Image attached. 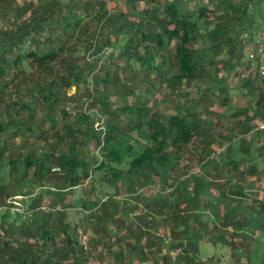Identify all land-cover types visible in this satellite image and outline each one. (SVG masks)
<instances>
[{
  "label": "trees",
  "instance_id": "1",
  "mask_svg": "<svg viewBox=\"0 0 264 264\" xmlns=\"http://www.w3.org/2000/svg\"><path fill=\"white\" fill-rule=\"evenodd\" d=\"M122 1L109 11L108 0H0V165L9 175L0 177V264H264V196L244 184L264 177V88L236 119L240 133L220 134L229 141L218 152L196 104L155 114L148 92L195 84L225 105L218 71L235 70L257 44L264 0ZM118 69L129 71L121 81ZM139 78L148 86L129 102ZM61 98L77 101L72 116L57 108ZM192 148L198 173L178 168ZM18 195L23 212L7 202ZM204 239L229 259L202 258Z\"/></svg>",
  "mask_w": 264,
  "mask_h": 264
},
{
  "label": "rangeland",
  "instance_id": "2",
  "mask_svg": "<svg viewBox=\"0 0 264 264\" xmlns=\"http://www.w3.org/2000/svg\"><path fill=\"white\" fill-rule=\"evenodd\" d=\"M28 1L29 0H11L13 6L27 3ZM198 1L204 4L206 2V0H198ZM137 6L140 8H143L145 6H149V3L147 1H141L138 3ZM106 7L109 11H114L116 8L117 9L124 8V1L108 0ZM208 19L214 21V16L212 14H209ZM86 20H87V17L85 18V21ZM3 23L4 21L0 17V25ZM210 25H212V23ZM262 27H264V24ZM255 40L257 44L246 45L242 58L237 63V67L235 70L231 71L227 75H224L223 69L220 68V65H218V67L220 68L218 71V75L224 76V84L226 85V89H227V92H226L227 101L225 105H222L220 100L218 98L216 99L213 96L211 98L212 104L208 103L207 98L205 96L206 94L202 95L204 89L198 88V86L195 84H192L189 86H185V84H183L182 86H179L178 90L174 89L171 93H169V89L165 84L159 85V83H156L155 87L148 91V92H153L152 95L151 94L149 95L150 96L149 105L156 104L154 106L152 105L154 113L160 114V115H167L169 114V112H172V110L184 111L185 108L192 105V103L196 104L195 107L198 111H200L201 116L203 118H207L211 122V125H210L211 131L209 135L212 140V148L216 152H218L221 149V146L229 141L228 139H224L225 136L230 135L231 133H236V134L240 133L239 130L241 128V125H240L241 122H239L240 124L237 123L236 119L237 118L242 119L246 115L251 114L253 112V108L255 107V104L257 101V94H258L257 88L258 87L264 88V80L259 77L258 64L254 60L255 57H258L257 51H255V48L257 47L255 46L257 45L259 48L264 43V31L257 33L255 35ZM121 64H122V61H121ZM112 68H114V66ZM128 73L129 71L127 72L125 70L118 69V72H117L118 80L119 81L123 80V77L125 76V74H128ZM133 74L134 73H132V75ZM153 74L151 75V77H153ZM245 77H248L249 79L252 80L251 85L249 86L242 85V82ZM199 83H201L199 84V86L200 85L205 86L204 82H199ZM147 86L148 84L144 82V79L139 78L137 83L133 85L136 95L134 96L128 95L129 102L136 103L138 100H142L143 98L142 93H144V89ZM88 87L89 88L92 87L91 82L89 83ZM99 87L102 90L104 89V87L101 85ZM252 88H254V93L249 94L248 90ZM74 91H75V87H71L67 91L66 95L71 96L74 93ZM177 92H182L185 94L186 92H188V95L186 97L182 95H176ZM110 104H111L110 105L111 108H114L118 105V103L115 101L114 96L111 97ZM74 105H77V101L72 102L71 98H68V99L61 98V101L58 103L57 108H64L68 110L70 113V116H72L74 112ZM237 110L241 111V114L238 117L234 115V112ZM57 118H59V114L57 115ZM220 134L224 137L220 136ZM249 136L250 134H245L241 136V138L245 140V143H247L249 142V139H250ZM262 141L263 140L260 137L258 139H255L254 141L250 140V146H251V143H254L251 146V149L252 150L255 149V147L258 146L260 142ZM193 144L194 142L190 143L191 146H193ZM197 144H200V143H197ZM182 164H185L186 166L182 167ZM186 167L188 168L190 172L198 173L197 157H196V154L193 148L190 151L186 152L184 155H182V157L179 159L178 168L181 169V168H186ZM0 177L3 179V182H6L8 180L9 175H8L7 164L0 165ZM1 178L0 180H2ZM244 184L246 186L245 192L250 197H257L261 199L264 196V177H259V178L255 177L254 179L251 177L250 178L246 177V179L244 180ZM152 187H154L155 190H157L158 184L157 183L153 184ZM36 190H38V188ZM165 191H169V187H167ZM81 195H82V190L77 188L75 191V194L73 195L75 197L74 199H76L77 197ZM45 199H47V196L45 197ZM15 200H17V202H19L22 205L20 201V196H17ZM8 201L9 200H7V202ZM12 205L16 206L14 203ZM2 210L3 209H0V213ZM11 210H14V209H11ZM67 214L71 220L72 219L76 220L81 217V214L76 209L74 210L72 208H69L67 210ZM84 238L85 237H82V240H84ZM213 254H218L219 257L223 260H227L230 257L229 250L227 247H223L221 245H217L216 247H214L211 244H209V242L206 239L202 240V242L200 243L201 257L207 258Z\"/></svg>",
  "mask_w": 264,
  "mask_h": 264
},
{
  "label": "built area",
  "instance_id": "3",
  "mask_svg": "<svg viewBox=\"0 0 264 264\" xmlns=\"http://www.w3.org/2000/svg\"><path fill=\"white\" fill-rule=\"evenodd\" d=\"M255 51H257V56L259 57L258 75L261 79L264 80V43L259 48L258 47L255 48ZM94 112L96 113V116H97V121H96L97 129L103 130L102 124L104 122V117L99 112H97L95 110H94ZM259 128H264V121L259 124ZM8 202H13L16 205L15 207H11L12 209H15L19 212L24 211L23 206L19 202H17L16 200H9Z\"/></svg>",
  "mask_w": 264,
  "mask_h": 264
},
{
  "label": "clouds",
  "instance_id": "4",
  "mask_svg": "<svg viewBox=\"0 0 264 264\" xmlns=\"http://www.w3.org/2000/svg\"><path fill=\"white\" fill-rule=\"evenodd\" d=\"M19 196V195H18Z\"/></svg>",
  "mask_w": 264,
  "mask_h": 264
}]
</instances>
